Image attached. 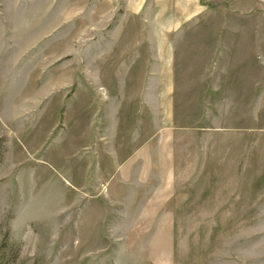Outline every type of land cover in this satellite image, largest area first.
<instances>
[{
	"label": "rangeland",
	"instance_id": "obj_1",
	"mask_svg": "<svg viewBox=\"0 0 264 264\" xmlns=\"http://www.w3.org/2000/svg\"><path fill=\"white\" fill-rule=\"evenodd\" d=\"M0 264H264V0H0Z\"/></svg>",
	"mask_w": 264,
	"mask_h": 264
},
{
	"label": "crops",
	"instance_id": "obj_2",
	"mask_svg": "<svg viewBox=\"0 0 264 264\" xmlns=\"http://www.w3.org/2000/svg\"><path fill=\"white\" fill-rule=\"evenodd\" d=\"M134 156V155H133ZM139 156H141L142 157V159L144 160H146V162H147V166H148V169H146V172H147V176L149 175V168H150V163H149V154H145V153H141V154H139ZM138 156V157H139ZM146 156V157H145ZM84 169H85V163H84ZM83 169V170H84ZM130 169H131V171H134L133 169H134V166L132 165L131 167H130ZM141 178L142 177H144V174H143V170H141ZM135 177H136V179H137V177H139V175L136 173L135 174ZM134 177V175H133V178H135ZM83 178H84V180L83 181H81V183L83 184V187L84 188H86V184H85V179H86V174H85V170H84V175H83ZM143 179V178H142ZM132 188H138V187H136V186H132Z\"/></svg>",
	"mask_w": 264,
	"mask_h": 264
}]
</instances>
